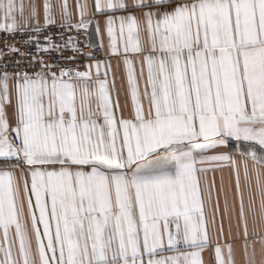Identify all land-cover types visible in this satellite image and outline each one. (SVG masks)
Masks as SVG:
<instances>
[{"label":"snow or ice","instance_id":"obj_1","mask_svg":"<svg viewBox=\"0 0 264 264\" xmlns=\"http://www.w3.org/2000/svg\"><path fill=\"white\" fill-rule=\"evenodd\" d=\"M77 7L74 23L68 0H44V24L87 29V0ZM92 9L106 17L111 51L125 54L128 117L101 71L110 64L80 71L45 60L41 53L81 49L74 37L41 43L32 0H0V31L31 27L25 43L37 46L33 55L9 45L31 59L12 71L0 63V158L15 161L0 165V264H205L211 187L200 174L225 167L233 169L247 252V212L264 217V0H93ZM129 53L141 57L139 74ZM214 257L235 264L231 244L227 253L217 244Z\"/></svg>","mask_w":264,"mask_h":264},{"label":"crops","instance_id":"obj_2","mask_svg":"<svg viewBox=\"0 0 264 264\" xmlns=\"http://www.w3.org/2000/svg\"><path fill=\"white\" fill-rule=\"evenodd\" d=\"M27 2V0H26ZM33 3L38 5L40 24H44V12L43 3L44 0H32ZM53 3L59 5L62 0H52ZM70 5V10L73 14V22L78 23L80 21L79 9L77 7L78 0H68ZM89 5L88 17L94 22L89 25L88 29L90 31V42L93 45H99L100 40H103V47L105 49V57L100 59V61H105L110 64V68H105L104 64L101 65V71H108L107 79L110 81L111 95L114 98L119 99V109L118 112L125 117H128L134 111V105L131 99V88L127 78V66L124 63L125 54L122 51L113 53L109 47V37L106 31V17L95 13L92 9L93 0H87ZM141 10L137 9L136 12L139 14ZM111 14V13H110ZM125 13H115V15H122ZM54 19L58 18V9L53 13ZM95 21H99L100 33L96 32ZM58 23V22H57ZM31 28V27H29ZM122 48V43L119 45ZM128 58L133 60L134 67L139 74L140 60L141 57L134 53H129ZM92 61L90 64H95ZM94 70V69H93ZM145 77H146V65H145ZM103 79L104 77L101 76ZM139 85L141 93H143L145 78H140L138 75ZM114 81V87L112 83ZM142 103L147 106V99L141 97ZM10 122L14 125V108L8 107L7 109ZM236 146V142H230L229 149L232 150ZM241 148L246 147V145L241 144ZM239 160V156H237ZM6 163H15V161L6 162L0 158V165ZM23 168L24 166L21 165ZM17 179L20 182L21 192L20 196L25 201V215L27 216V197L25 196L23 190L24 175L17 171ZM221 176H223V184L221 183ZM202 182H206L211 187V196L205 192L204 195V209L205 217L207 221V230L209 232L211 243L203 250L202 256L205 264H216L214 257V249L217 244L222 246L225 253H227V245L231 244L233 248V254L235 257V264H248V258L253 253V243H254V253H255V264H264V217L257 214L255 221L253 220L252 213L247 212V231H248V244L249 247L247 252L245 251V233L243 222L240 217V201L236 192L235 187V177L233 175V169L230 167H225L223 169H217L215 172L209 171L207 174H200ZM213 178L215 180L214 185H212ZM241 178L243 182V173L241 170ZM30 184V176L28 177ZM30 194V193H29ZM252 195L255 199V204L257 208L260 202V193L255 185V179L253 178L252 184ZM248 189H244V204L246 210L248 209ZM34 201L35 197L32 195ZM227 202V203H226ZM30 224V221H29ZM42 227V226H41ZM34 241V237H33ZM171 254V253H165Z\"/></svg>","mask_w":264,"mask_h":264},{"label":"built area","instance_id":"obj_3","mask_svg":"<svg viewBox=\"0 0 264 264\" xmlns=\"http://www.w3.org/2000/svg\"><path fill=\"white\" fill-rule=\"evenodd\" d=\"M63 33V35H61ZM35 33L32 28H28L26 31L17 30L15 33H8L0 31V53H4L3 61L0 63H7L9 65V71L13 70V65L16 61H27L31 57H21L18 53H12L9 51V45L19 48L20 51L30 52L33 55L37 54V46L35 43H25ZM45 37H52V43L64 44L69 37H74L79 48L80 53H73L72 48L69 46L61 53L60 51H51L49 53H41L43 58L49 62H58L66 67H78L80 71L85 70L86 65L90 64L94 60H100L105 57L104 47L99 45H93L90 42L89 29L76 30L75 28L68 30L61 28L59 23L53 25H45L42 27L41 32L38 34V38L41 43H47ZM93 53V58L90 59L86 53ZM74 60H68L67 57L74 55ZM21 67H27L26 63H22ZM32 71L31 68L28 69Z\"/></svg>","mask_w":264,"mask_h":264}]
</instances>
